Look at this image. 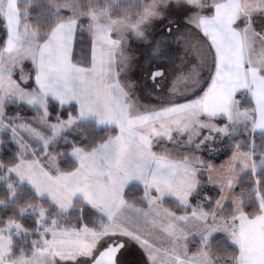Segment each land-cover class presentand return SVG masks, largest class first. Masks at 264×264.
Masks as SVG:
<instances>
[{"label": "snow or ice", "instance_id": "1", "mask_svg": "<svg viewBox=\"0 0 264 264\" xmlns=\"http://www.w3.org/2000/svg\"><path fill=\"white\" fill-rule=\"evenodd\" d=\"M78 32L90 55L74 62ZM174 35L203 54L166 86L153 62ZM131 39L149 53L140 82L129 76ZM141 83L155 103L141 102ZM238 94L254 106L241 110ZM9 134L17 150L0 159V264H122L131 246L143 264H264V0H0V135ZM223 146L233 151L221 170L197 155Z\"/></svg>", "mask_w": 264, "mask_h": 264}, {"label": "rangeland", "instance_id": "2", "mask_svg": "<svg viewBox=\"0 0 264 264\" xmlns=\"http://www.w3.org/2000/svg\"><path fill=\"white\" fill-rule=\"evenodd\" d=\"M178 23H179L181 31H188V29L185 28L184 21L182 19L178 20ZM156 27L158 30V28H159L158 23H157ZM173 28L175 31V26H173ZM75 38H76V36H75ZM194 42L195 41L193 38V43ZM129 53L135 57V60L133 62V70L129 73V76L133 80L140 82V81H142V76H143V72H142L143 63L148 58V55H149L148 49L145 46L139 44L135 39H131L130 45H129ZM202 54H203V49H201L200 51H197V49L195 47H190L188 44L177 42L175 35H174L172 37V42L169 44V46L165 50L164 56L162 58L154 61L153 66H155L156 64H159L161 67H163L165 69L166 76L168 77V80L165 81L164 83L167 86V84L172 79H174L175 76L180 74L181 70H184L185 74H187V71L191 70L199 62L200 56ZM27 67H26V70H27ZM210 74L211 73L209 72L208 66L204 65L203 70L201 72V75L205 78L203 83H202V87H205L207 84V81L210 80V79H208ZM137 96L140 98L142 103H146V104L155 103V100L151 96L147 95L145 88H144L142 83L137 90ZM250 99H251V97H250ZM252 103L253 104L251 107L254 106V101H252ZM251 107H245V108H251ZM243 109L244 108H241V110H243ZM220 151H221V149H220ZM220 151L215 152L213 154H218ZM205 152H207V151H205ZM197 155L200 156L199 153H197ZM229 197H232V196H229ZM131 247L137 248L139 251V254L142 255L141 250L138 247H136V246H131ZM190 247H191V245H190Z\"/></svg>", "mask_w": 264, "mask_h": 264}, {"label": "trees", "instance_id": "3", "mask_svg": "<svg viewBox=\"0 0 264 264\" xmlns=\"http://www.w3.org/2000/svg\"><path fill=\"white\" fill-rule=\"evenodd\" d=\"M34 11H35V9H34ZM73 51H74V57H73L74 62L85 61L89 58L90 43H89V37L86 33L78 32L76 34ZM28 67H30V65ZM237 99L241 100V108L251 107L253 104L252 100L250 99L248 94H238ZM24 114H25V116H27L29 118L31 116L35 115L34 112H32L31 110H28V109L24 110ZM115 134H116V132L114 129L110 130V131L96 130V131L92 132V135L96 137L97 141H99L102 138H106L108 135H115ZM0 138L5 140V144L3 145V148L0 149V159L8 161L14 156V154L17 150L16 145L14 143L10 142V134L9 135H0ZM257 141L259 142V133H257ZM64 147L65 146L63 144L60 145L61 150H63ZM154 149L156 151H159L158 146H154ZM232 151H233V149H231L227 146H223L221 148V151L218 154H209L207 152H202L199 154H200L201 158L204 159L207 163L213 165L216 169H219V168H221V166L226 165L230 161ZM61 163H62V167H64L65 170L70 169L69 164H67L64 161H61ZM205 191L213 200L219 198L220 193H219L218 187H214L212 185H209L205 189ZM238 191H239V189H237V192ZM140 194H142L141 191L139 189H136L133 192H130L128 194L127 198L131 201L133 196H137ZM137 205L138 206H144V207L146 206V205H141L139 203H137ZM164 205L169 207L170 209H172L174 211H177L175 209L174 205H172L169 201H165ZM84 215H85L86 219H95L93 212L88 208H85ZM73 222H75L74 219H73ZM25 223L31 224V221L25 220ZM218 239L223 240L224 239L223 234H218ZM191 247H192V245H191Z\"/></svg>", "mask_w": 264, "mask_h": 264}, {"label": "flooded vegetation", "instance_id": "4", "mask_svg": "<svg viewBox=\"0 0 264 264\" xmlns=\"http://www.w3.org/2000/svg\"><path fill=\"white\" fill-rule=\"evenodd\" d=\"M122 264H143V257L138 249L130 247L120 257Z\"/></svg>", "mask_w": 264, "mask_h": 264}, {"label": "crops", "instance_id": "5", "mask_svg": "<svg viewBox=\"0 0 264 264\" xmlns=\"http://www.w3.org/2000/svg\"><path fill=\"white\" fill-rule=\"evenodd\" d=\"M74 42H75V38H74V41H73V48H74ZM208 83H210V80L209 81H207V84ZM207 84H206V86L204 87L205 89H206V87H207ZM201 95H202V93H201ZM155 150V149H154ZM156 151V150H155ZM219 170H221V168H219ZM233 199V197H229L228 198V200L225 202V203H227V204H229L230 202H231V200ZM137 207H144V206H138L137 205ZM146 207V206H145ZM164 207L165 208H169V207H167V206H165L164 205ZM170 209V208H169ZM172 210V209H171ZM174 211V210H173ZM178 214H180V213H178ZM155 235H159V236H161L163 239H167L166 237H163V234L162 233H159V232H157V233H155ZM137 249V248H136Z\"/></svg>", "mask_w": 264, "mask_h": 264}]
</instances>
